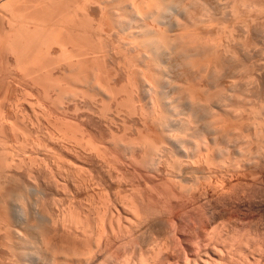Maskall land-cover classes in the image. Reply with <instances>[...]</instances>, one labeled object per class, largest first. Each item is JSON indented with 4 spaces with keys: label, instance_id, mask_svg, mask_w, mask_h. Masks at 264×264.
<instances>
[{
    "label": "bare ground",
    "instance_id": "bare-ground-1",
    "mask_svg": "<svg viewBox=\"0 0 264 264\" xmlns=\"http://www.w3.org/2000/svg\"><path fill=\"white\" fill-rule=\"evenodd\" d=\"M38 1L41 2V4H43L42 2L49 3L50 0H38ZM52 1H55L54 4L56 2L58 3V0H51L50 3H52ZM62 1L64 2L66 0H61V2L59 0L60 5H61ZM73 1L74 0H72V2ZM85 1H86V5H88L89 3H92L90 5H93L92 7H94V8H97L96 5H98L99 15L103 14V17H101V18L104 19V16H105L106 17L105 21H106V19H108V22L106 25H109L108 27L110 28V31H107L106 35L109 37V35L112 34L113 36L115 35V37H116V38L113 37L115 39L114 40V39H112V36H111V39L114 40V43L116 41L115 45L113 42H112V44L110 43L111 47H109V45H107L108 42L106 43V42H103V40H101L103 42L102 44L106 45V46H102V44L99 43L100 39L97 38L96 40H97V43H99V47H97V49L91 48L92 58L90 57L91 54H89L90 56H87L88 50L86 51L87 53L85 52V56H87L88 59H89V57L92 59L91 60L92 69L95 67L94 68V71H95L96 68L99 67V66H97L98 64L99 65L104 64L106 62V60H110L111 57H109V56L113 53V54H115L114 57L117 56V54H121L123 56L122 57L120 55L124 59L123 61L121 60L122 58L120 56H118L122 62V63L118 62L119 63L118 67L120 68L119 65H123V67H125V68H122V70H124V69L127 70L126 71L127 72V78H125V80L126 79L127 80L125 81V80H123L124 78L123 79L121 78V74L124 73L125 70L123 72L121 70V68L119 69L122 73L120 74V77L119 76H117V77L122 79L121 82H119L120 79L114 77V75L113 76L110 75L111 77L108 76L110 73L107 74L108 70L106 68L105 69L107 71L104 74H106L107 76L102 74L103 71L101 73H100V71L94 72L92 75V78H89L90 80H88V81H86L88 77L85 76L86 80L85 79H83V80L88 82V84H85V85H87V86L92 85L91 86L92 87V90H91V92H92L91 93L92 94V98H91L92 103L94 102L96 105L99 104L98 105L99 107L97 106L99 109H101L100 107H102L105 103H107V104H105V106L102 107V108H104L103 110H105V111L99 110L96 106L95 107L92 106V108H96L97 110H99V112H97V113H99V115H101L100 114L101 112H103V115H104L107 112L106 111L107 108L108 109L110 107L113 108L112 107V105H113V106H115V109L113 110L114 112L110 108L111 111L108 110L109 111V113L107 112L108 114L113 112V114L112 113L111 114L114 115V113L116 112L118 114V116L122 117V115H123L124 117H122V118H126L127 116L133 118L134 116H136V120H138L137 122L134 121V118L133 119L131 118L134 122L132 120L129 121L130 120L129 118H127V120L129 123L133 122L134 124L135 123L137 124L139 122V124H137V126L139 128L138 127L135 128L136 125L134 126V128L138 129V130L135 131L134 129H132L135 132H137L139 137L137 140L135 138H133V135L135 134V132H134L133 135L131 134L132 136L130 135L134 140H132V141L130 140L131 142L128 143L127 141L131 137L127 138L126 137L127 133L125 134V136L123 133L122 134L123 137L127 138L126 139L127 141L126 140H124V141H126L128 143V144L125 143V145H127V147L124 146V147H126L124 149V147L122 146L123 145L122 139H124V138H122L121 139L122 141H121V140H119V136H118V140L121 141L119 144L121 146L120 149L124 151L123 153H121L122 151L120 150L121 152H119V153H121V155H123V156L125 155V152L127 154H129L128 159H130V160L128 162L133 161L132 163L134 164L135 168H138V170L137 169L135 170L136 172H138V176H140V178H138V179L141 180L142 172L144 174L146 172L145 176H147V174L149 176H151V178L149 176L146 177V178H149L150 183L155 178L158 181L159 180L158 177L159 178L162 177L161 180H163V182L159 180V183L162 182L160 184H162L163 188H164L165 184H166L165 188H166V186H170V188H173V189H171V191L172 190L173 191L171 193V191H169L170 190L169 187H167L168 188L167 191L164 190L163 188L162 189L164 191L163 190L161 191V189H160L162 194L167 192V195H168V196H166V193L164 194V197H166L168 200V202L162 200L164 203L166 202L165 205L163 204L164 206L161 205L162 202L159 203L157 201L158 205L160 204V207L163 206L161 208L159 206H156L157 203H150L151 201H154V199H152L150 201L148 196H147V198H148L147 199L145 197L146 195H143V192L141 193L142 195L139 194L140 196L136 195L137 193L133 194V191H132V194H131V192H129L130 196L131 195H135V196H132L133 199L131 197H129V198H126L125 200H122V201H121V199H123V198H121L120 201L123 202L122 204H120V202L115 203L114 201H112L111 204L113 202L116 204V206L119 204V206H117L118 208H113L114 204L113 205H111V204L105 205V202H103L104 206H107V207L102 206V207H104L103 210L105 208L107 210L105 209V212L104 213L102 212L103 213L102 217H104V214L107 211L108 214L106 215L107 216L106 219H108V225H107L108 229L106 227L103 228L100 224V226L103 229L98 227V229L100 231L98 232L96 230V233H95L93 230L92 224H91L92 221H90V219L92 218L90 216L91 212L86 213L87 211L85 210L86 211L85 213L87 214V216H85V214H84L85 218L83 219V218H80L83 215L78 216V214H77L76 218L73 217V214H71L69 212L70 210H67V211L64 210L65 207L63 210L66 212H63V210L61 208V213H60V210H58V208H57L59 206L54 207L57 209H53L52 206L55 203V202H53V200H58L55 198L56 195L54 196V194H55V192H57V190H58L57 188L63 186V184L59 183L60 181L59 182L56 181L57 184L59 183L61 185L59 187L57 186L55 181H54V183L56 185H54L49 180H48L49 182L47 181L49 185L47 183H44V184H46L45 186L47 187V185H48V188L50 187L51 190H53V188H52L53 186L57 187V188L54 187V189H55L54 194L52 193L53 191H50L52 193L51 194V193H49L47 188L44 190L43 189L44 185H42V183H40L39 180H37V182H39L41 184L40 187L43 186V188L42 187L41 188L44 191H46V190L48 191L47 195H46L45 194L46 192L44 193L43 190L41 189L42 192L44 193L43 194L44 197L42 195V196H40V198L42 197L44 200H46L45 202H47V199H48L49 200L48 204L51 205L50 208H52V210L49 207H47L48 205L45 202L43 204L47 205V206L44 207V205H42V202L39 200H38V202L41 203V207H40L41 209H38V208L37 209H38V211H41L43 209L41 212H43L45 214L47 213L46 214L47 218H46L45 214H44V216H45L44 218L48 222H46V223L43 222V224L44 225L49 224V225L44 227L42 222H39L40 220L42 221L44 219V218L39 219L40 217L39 218L37 217L39 213H40L41 217H43V214H41V212L38 213V211H36L37 216H34L35 219L38 218V221H36L33 219L34 217H32V215H34L35 212L31 211L30 215H31V213H33V214L29 218H31L32 220H30L27 217L28 218L27 221L30 220V222H31L27 226V228L28 227L29 228L26 229L25 227L22 226L24 228V229H22L21 225L18 223L19 222L18 220H20V219L18 217H16L19 213V210H17L18 211V213H17V211L14 209V208H16L15 205L18 203L15 204L14 200L17 197H19L17 199H20L25 194H27L26 193L27 191L25 188L26 185H23L24 184L23 180H25L26 178L28 180V177L26 175H29L30 172L28 171L29 173L24 175V176L19 174L21 176V178H23V180L21 179L22 181L16 182V181H19L20 179L16 178L17 180L15 181V178H13V175L15 176V173L12 175V177H11V175L9 176L8 174H6L8 171H10L9 170L10 168L12 169L11 166H10V168H8V166H7L8 170L4 169V171L7 170V171H5L6 173L2 172L3 169H1L2 171L1 170L0 171H1V173L8 175L10 177V179H8V176L5 177V175H2V174L1 175L3 177H1V178H3V179L5 178L6 180L5 179L4 180L7 183L8 182L10 183L14 179L13 180L14 183H13V181L11 182L12 185L17 183V184H20L19 185L20 187L17 184L14 185L16 187H15V189H13L14 190L13 191L11 189L14 188V186L9 185V187L7 186L8 191L6 192V194H4L5 188H4V186H2L4 188L2 190L1 185H5L6 183L1 182V184H0V189L2 190V191L0 190V195H2V193L4 195V196L2 195L0 197L3 200V201H0L2 203V206L0 203V206H1L0 211H1V208L3 210V211H1L2 213L1 212L0 213H1V216H4V217L0 216L1 217L0 218V247L2 248V252H0V253H2L3 256L1 254L0 255L4 258L3 260L5 262L3 260H1L2 258L0 260L2 262H4L5 264H107V263H109V260L112 257V255L114 256V254H112L113 252H112V249H110V247H112V246L114 247V245L116 243L114 240L115 239L117 240V238H121V239L126 240L127 242L124 241L126 243H129L132 241H137V243H138L139 241H142L140 239L145 240L144 237H146L148 234H150V235L151 234L152 235L153 234H156V235L164 234L165 232L168 231V229H170L169 227L168 228L166 227L167 225H171L173 227L172 228L173 232L177 236L176 233H178V234L181 233V232H179V228L183 227V226H181V224L186 223L185 221L190 222L189 224L192 223L194 225L195 224L198 225L199 227L197 226V228H206V225L210 227V224L214 225L215 222H219L220 220L222 221L221 218L225 217L227 214L235 216V214L237 212L240 213L241 209H245V210L249 211L250 209L253 210L254 208H256V209L261 208V207H262V209L264 208V196H263V198H259L258 195H256V197L253 198V196L250 195L252 197H248V199L247 198L245 199L243 197V195H244V193H246L245 191H247L248 187L249 188L252 187V188H250L251 190H253L255 188L254 189L255 191L257 189H258V191H264V90H263L264 87L263 86L261 87L262 93L260 92L261 94L259 96H257L259 94V92L255 93L257 91H260L259 88L261 86V84H260V86H257V85H259V83L257 85H255L257 83L256 82L257 78L259 80L258 82L264 84V82H263L264 79L262 78L264 74L261 73V72H264V49H263L264 46H262V48H261V45H263L264 43L260 45L259 43L256 42L258 37L255 38L256 41L252 38L253 35L258 34V31L256 33L257 29H259V28L264 29V0H85ZM85 1L83 2V4L85 3ZM69 2H70V0H69ZM86 5H85V8H86ZM89 7H91V6H89ZM47 8L42 9L45 11V13H44V11L42 12V14L44 15L43 17H45L44 19L47 18L48 12H51V11H49V9H51V8H49L48 10H47ZM36 9H37V7H36ZM97 9H95V11ZM82 11H83V9H82ZM37 12H38V10H37ZM88 12H89V10H88ZM92 12H94V11H92ZM28 13H31V12H28ZM51 13H53V12H51ZM57 13H53V14H57ZM95 13L97 14V11ZM17 14H18V12H17ZM60 14L62 15V13H60ZM35 15H36V12H35ZM35 15H33L32 17L34 19L35 18L39 19L40 16L36 17ZM64 15H65V13H64ZM64 15H63V18H64ZM32 17H30V18H32ZM43 17H41V19ZM37 19H35V20H37ZM80 19H82V18H80ZM87 19H89V18H87ZM102 19H100V20H102ZM28 20H30V19H28ZM33 20L31 19L30 22L32 21L35 25V22ZM39 20H37V21L39 22ZM21 21H23V20H21ZM94 21H96V20H94ZM30 22L27 21V23H30ZM41 22H42V20H41ZM41 22L36 23V24L40 25ZM101 22L99 23V25L102 24ZM23 23H24V21H23ZM42 24H45V22ZM88 24H89V22H88ZM97 24H98V21H97ZM97 24H95V25H97ZM103 24H104V22H103ZM103 24L100 26L98 25V27L95 26L96 30L93 28L92 33H94L95 37H99V36H96L97 33H100V32H98L99 30L103 33L104 29H102L103 31L101 30V28H103L102 27ZM11 25H12V23H11ZM23 25H21V26H23ZM85 25L86 24H84V26ZM30 26H31V24H30ZM13 27H15V26H13ZM79 27H81V26H79ZM89 27H87L88 30H91ZM99 27H100V29H99ZM23 28H24V26H23ZM27 28H29V26ZM36 28L38 29V27H36ZM84 28H86V27H84ZM91 28H92V25H91ZM97 28L99 30H97ZM20 30H22V29H20ZM45 30H46V28H45ZM15 31H19V30L15 29ZM28 31H27V33H29L30 36H32V34H34V32H35V35H37L36 33L38 30L37 31L32 30V32H33V33L31 32L32 34L30 33L31 30L29 32ZM70 31H72V30H70ZM94 31H96L97 33ZM111 31L114 34L111 33ZM20 32H22V31H20ZM109 32L111 34H109ZM259 32H261V31H259ZM41 33H42V31H41ZM54 33H57V32H54ZM71 33L69 34L70 37L67 34V36L65 37L66 39L63 38L64 40H67L68 39L67 37L72 38L70 40L69 39L67 40L68 43L71 45H73L74 43L76 45V42L73 43L70 41H73V40L76 41L77 39H80L81 37L85 38V36L82 35L84 32L81 34V37L79 36L80 33L77 35L72 34L73 37H71ZM24 34L26 36L25 32H24ZM38 34H40V33H38ZM103 34H105V33H103ZM14 35H16V33H14ZM99 35H101V34H99ZM19 36H20V34H19ZM21 36H23V35H21ZM42 36L40 37V35H39L37 39H39V37L41 39ZM78 36L80 38H77ZM104 36H102V37H104ZM107 36H106V38H107ZM32 37H35V36H32ZM102 37L100 36L101 39H102ZM14 38H16V37H14ZM14 38H12V39H14ZM27 38H31V37H27ZM92 38H93V36H92ZM45 39H46V37H45ZM109 39H110V37H109ZM14 40H16V39H14ZM35 40H36V37H35ZM35 40H33L32 44L34 43ZM86 40H84V41H86ZM92 40H94V39H92ZM104 40H106V39H104ZM45 41H50V39L49 40L46 39ZM67 41L59 42V40H58L56 43L62 46V43H63V45H65L64 43H66ZM24 42H26V41H24ZM28 42H29V39H28ZM28 42L25 43V46L28 45V48H29L30 44H28ZM35 42L37 43V41H35ZM40 42H44V41H40ZM40 42H38V45L41 44ZM77 42H78V40H77ZM86 42H88V41H86ZM92 42H94V43H92V45H95V44L97 45V43H95V41H92ZM260 42H261V40H260ZM12 43H14V42H12ZM21 43H22V41H21ZM15 44H16V42H15ZM18 45H19V42H18ZM22 45L23 44H21V48H22ZM66 45H67V43H66ZM66 45L64 47L68 46V45L67 46ZM48 46L50 47V45H48ZM107 46L109 47V49L113 48L112 52L108 49ZM32 47H33V45H32ZM64 47H63V49H64ZM19 48H20V46H19ZM29 49H31V48H29ZM60 49H62V48H60ZM79 49H80V47H79ZM82 49H81V51H82ZM255 51L260 52V56H262V58H260L261 59L260 60L261 66L258 65V63H255L256 60H255V62L254 61L251 62V64L254 62L252 65H250L247 62V60H245V61L243 60L244 66H247L248 64L249 65L246 68L244 66L240 67L241 66L240 64L242 63V59H246V58H243L245 56V53H248L246 55L250 56V54H249L250 52L253 55L258 53ZM42 53H43V51H42ZM68 53H69V51H68ZM89 53H90V50H89ZM242 53L244 54V56L243 57L241 56L242 58L240 61L239 59H240V55ZM61 54H63V53H61ZM64 54H65V52H64ZM69 54H71V53H69ZM260 56L258 54L257 57H260ZM50 57H52V56H50ZM251 57L252 56H250V58ZM43 58H44V56H43ZM60 59L62 61V58H60ZM85 59H86V57H85ZM253 59H257V58L253 57L252 60ZM117 60H118V58H117ZM120 60H118V61H120ZM237 60L241 63L239 64V62ZM236 61L238 62V64L240 66L238 65L239 66V67L237 66L238 68L234 66L235 68H233L232 64L237 65V63L235 64ZM79 62H78V64H79ZM112 62H114V61H112ZM245 62L247 65L245 64ZM258 62H259V60H258ZM82 63H84V62H82ZM94 63H96L97 65ZM42 65H44V64H42ZM93 65H96V66H93ZM108 65H110V64H108ZM175 65L177 67V72L175 71L176 74H174L175 75L174 76L172 74L171 68L173 67L172 69L174 72V70H175L174 66ZM228 65H231V66L229 67ZM253 65L255 68L252 67ZM178 66H179V68H178ZM180 66L183 68H180ZM258 66L260 67L261 70L255 71L256 69L259 70ZM74 67H76V66H74ZM227 67H229L230 70L227 69L228 70L227 74H226V72L224 74V72H222V71L224 69H225V71H227L226 70ZM107 68H111V67L107 66ZM114 68H117V67H114ZM247 68H249V70ZM250 68L251 69L253 68L252 69L253 74H256L257 72L261 73L262 77H261V74L257 73V74H259L261 79L258 77L257 74L255 75V76H257V78H253L254 75H252L250 73L251 72ZM84 69H85V67L83 68V70ZM113 69H112V71H114ZM178 69L181 71V73H178ZM244 70H246L245 74L243 72ZM88 71L90 72V70H88ZM109 71H111V69H109ZM120 71L117 70L118 74ZM126 72L124 73L123 77H126L125 76ZM242 72L244 75L243 74L241 75ZM247 72H249V73H247ZM254 72H256V73H254ZM81 76L82 75H80V77ZM72 77H74V76H72ZM109 77H110V81H108V79H107ZM111 78H113V79L116 78V82L118 79V82H117L118 86L122 83V81H125V82H123L121 84V86L118 88V87H116L117 85L114 82L115 79H114V81H111L112 80ZM220 79H221V81H219ZM91 80H92V82H91ZM216 80H218V81H216ZM32 81H34V80H32ZM89 81H90V83H92L91 85H90ZM110 82L112 85L114 82L113 87L111 86ZM56 84H58V83H55V85ZM89 86H88V88L90 89ZM37 87H38V84H37ZM54 88H56V87H54ZM253 88H255L256 90ZM74 89H76V88H74ZM79 89H82V88H79ZM250 89L253 91H251ZM60 92H61V89H60ZM60 92H59V95H60ZM80 92L81 91H79V93ZM87 92H90V91L88 90ZM253 92L255 94H253ZM79 93H77V94L76 93H70L68 95H71V97L76 96V97H73V99H75V98L77 99L78 98L77 96H79L78 95ZM86 97H88V96H86ZM61 98H60V100H61ZM88 98H90V96ZM98 98H100V99L97 101ZM73 101H75V100H73ZM78 101H77V103H78ZM99 101H100V103H99ZM96 102H98V104ZM101 103H103V104H101ZM136 103H138V105ZM94 110H92V111L94 112ZM77 111H78V109H77ZM96 111L94 113H96ZM64 112H65V110H64ZM72 112H73V110H72ZM200 112H201V114H200ZM203 112H205L206 115L205 114L202 115ZM107 113H106V115H107ZM116 113H115V115H116ZM199 114H200V116H199ZM93 115H95V114H92V116ZM99 115L97 117H99ZM106 115H104V118H102L103 120L102 119L100 120V118H95V116H94L95 119H99L100 123H98V120L96 121V120H94L93 117L92 118H93V121H95V124L98 123L100 125V124L105 123L103 127H106V123H108L110 121L109 122L110 124L113 123V124H111V126L109 125L110 128L115 124L114 123L115 121H116V123H118L119 121L121 122V120H119V118H121V117L117 118V116L116 117L114 116V118H117L118 120L115 119L114 122H112L113 118L111 121L107 117H113V116H110V115L106 116ZM201 115L204 118V119L203 118L202 119L205 121H202V119H200ZM205 116H206V119H205ZM104 119H106L105 122H104ZM123 120H126V119H122V121ZM127 120L125 121V123H122V122L118 123L120 125L116 124L119 127L114 125L117 128V130L115 127H114L115 129H113V130L121 132L120 130H118L119 128H121V129H123V132H124L125 130H129L130 128H132V126L127 124ZM62 121H63V119H62ZM101 121H103L104 123H102ZM106 121H108V122H106ZM201 122L204 123L203 126H202ZM68 123H69V121H68ZM89 123H90V121H89ZM123 124L124 125L127 124L125 130H124L125 127ZM109 126H107L108 129L106 131H109V129H110ZM120 126H122V127H120ZM66 127H70V126H66ZM101 127L99 126L97 128H101ZM53 128H54V126H53ZM56 129H57V127H56ZM80 130H81V128H80ZM101 130L103 131V129H101ZM113 130H111L110 133L113 132ZM75 132H76V130H75ZM104 132L105 131H103V133ZM105 133H108V132H105ZM113 133H114V135L110 134V135H113L110 137H114L116 135L115 131ZM79 134H81V133H79ZM128 134H130L129 131H128ZM29 135H31V134H29ZM108 137H109V135H108ZM76 138H77V136H76ZM76 138H75V141H76ZM103 138L105 139V137H103ZM110 139H112V138H110ZM110 139H108V140L110 141ZM110 142L112 144H116L113 147H115V146L117 147L118 141L112 142V140H111ZM42 147H43V145H42ZM11 148H13V147H11ZM31 149H33V148L31 147ZM66 150H65V152H66ZM117 150H119V147H118V149H116V151ZM75 153H76V150H75ZM77 153H78V151H77ZM99 153H101V152H99ZM126 155H125V157H126ZM1 156H3V155H1ZM59 157L61 158V156H59ZM1 158L4 159L3 157H1ZM67 159H69V158H67ZM19 160H21V159H19ZM124 160L127 161V158L123 159V161ZM6 162H8V161H6ZM46 162L48 163V161H46ZM65 162H67V161H65ZM25 163H27V161ZM32 163H33V160H32ZM4 164L5 163H3L2 168L4 167ZM60 164H58V166ZM31 166H33V165H31ZM60 166H62V164ZM65 166H67V165L65 164ZM128 166H130V164ZM132 166H130V167H132ZM63 167H60V168L63 169ZM54 168H56V167H54ZM21 169H22V167H21ZM131 169H133V168H131ZM18 171H20V170H18ZM70 172H71V169H70ZM66 173H69V172H66ZM112 173H114V172H112ZM9 174H11V173H9ZM17 174L18 173H16V175ZM144 174L142 175V177L144 176ZM132 175H131V177L134 178ZM52 176H53V174H52ZM76 176H78V175H76ZM152 176H156V177L154 178ZM34 177L35 176H33L32 178H34ZM11 178H13V179H11ZM51 178H49V179H51ZM77 178L78 177H76V179ZM143 178H145V177H143ZM7 179H8V181H7ZM43 179H41V180H43ZM4 180H2V181H4ZM46 180H47V178H46ZM53 180H54V178H53ZM56 180H58V178ZM31 181L28 180L29 184H27L26 183L27 181H25L27 186L30 185ZM71 181H73V180H71ZM116 181H117V179H116ZM21 182H22V184H21ZM119 182H121V181H118L116 183H119ZM50 183L53 184V186L52 185L50 186ZM145 183H147V182H145ZM66 184H68V183H66ZM128 184H131V182ZM21 185L23 187H21ZM35 185H36V183H35ZM75 185H79V184H75ZM124 185H125V183H124ZM127 185H125V186H127ZM133 185L136 186V188H137V184L135 185V183H134ZM30 186H32V185H30ZM30 186H29V188L27 187V189L30 190L29 192L31 194H32V192L34 194V191H31V188H34V186L31 188H30ZM35 187L37 188V191H39V188L37 187V185ZM73 187H74V185H73ZM78 187L80 188V186H77V188ZM81 187H82V185H81ZM88 187H89V185H88ZM155 187H156V185H155ZM159 187H160V185H159ZM9 188H10V190H9ZM90 188H92V187H90ZM136 188L132 187V189L130 188V190H133ZM153 188H152V190L154 192ZM61 189L63 190L64 188H61ZM33 190H35V189H33ZM41 190H40V193H41ZM108 190H109V188H108ZM128 190H129V188H128ZM128 190H126V191H128ZM68 191H67V193H68ZM87 191H88V188H87ZM124 191L125 190H123V192ZM60 192H59V194H60ZM134 192H135V190H134ZM139 192H140V190H139ZM169 192H170V194H169ZM40 193H38V194L41 195ZM155 193H156V191H155ZM174 193L175 194L177 193L176 196ZM241 193L243 194L242 197H240ZM49 194H50V196H49ZM162 194L160 196H158L159 199L163 196ZM254 194H256V193H254ZM262 194H261V196H262ZM72 195H74V194L71 193V196ZM37 196L35 197V199L38 198ZM53 196H54V198H52ZM137 196H139L140 199H137V198H139ZM150 196H151V193H150ZM4 197H5V199H4ZM13 197L15 199L13 200L14 201L13 205H11V202H13V201L12 200L9 201V200H10V198H13ZM31 197H32V195H31ZM31 197H30V199H31ZM50 197L53 200L49 199ZM76 197H79V196H76ZM76 197L73 199L75 200ZM125 197L126 196L124 194V198ZM135 197H137L136 200H134ZM143 197H144V199H143ZM151 197H150V199H151ZM164 197H162V198H164ZM25 198L28 199L27 197H25ZM145 198L150 201V202L149 201L146 202L147 201L146 200L145 202L150 203V204H146L145 202L141 203V201H144ZM250 198H253V199H250ZM255 198H259V199H255ZM6 199L8 202H10L9 204L6 201ZM173 199H175V200H173ZM20 200L26 201L24 199H20ZM108 200H110V199H108ZM139 200H141V201L139 202ZM31 201H33V200H31ZM35 201L36 200H34V203H35ZM105 201H106V199H105ZM27 202H28V200H27ZM59 202L60 201H58V203ZM94 202H95V200H94ZM107 202H109V201H107ZM21 203H23V202L21 201ZM40 203H38L37 207H39ZM143 203H145L146 205ZM28 204H29V206L30 205L32 206L33 203L30 204V201H29ZM56 204L54 206H56ZM24 205L28 206L26 203ZM18 206H21V205H18ZM29 206H28V208H29ZM42 207H44V208H42ZM114 207H115V205H114ZM21 208H22V206H21ZM30 208H32V207H30ZM34 208H36V207H34ZM23 209H24V207H23ZM44 209L46 212L44 211ZM23 211H25V210H23ZM79 211H81V210L79 209ZM79 211H78V213H79ZM26 212H28V210ZM54 212H57L58 214L54 213ZM67 212H69L70 214ZM226 212H227V214L225 215ZM75 213H77V211ZM115 213H116V215H115ZM160 214L165 216V217L162 218ZM27 215L28 214L26 213V216ZM19 217H20V213H19ZM23 217H24V215H23ZM16 218H18V220ZM77 218H80V220ZM21 219H23V218H21ZM81 219L83 220V222L81 221ZM33 220L35 222H32ZM22 222H24V221H22ZM17 223L19 225H17ZM32 223H34V224H32ZM25 224H26V219H25ZM25 224H23V225L25 226ZM189 224H188V226H189ZM29 225H32V226H29ZM18 226H20V227H18ZM165 228H167V231L165 230ZM92 230H93V232H92ZM234 231H235V229H234ZM234 231H227L226 233L224 232L223 233L224 235L219 236V238L217 237L219 234L217 236H214V237H217L219 239L218 241L221 240V242H223L222 243L223 245H221L220 242H217V243L214 242L215 243L214 246H213V244L211 245L212 247L210 245H208L210 247L205 246V248H203V249L196 248V247L194 248V247H192V245H191V247H186L185 245H184L185 247L182 246L179 249L183 253V256H184V258H183L184 260L183 261L181 260L182 261L181 263L182 264H260L261 259L262 260L264 259V256H263L264 254L259 255V254H261L260 250H259L260 253L258 254L259 257H257V258L256 257L254 258L255 255L251 257L252 254H249L250 252L253 253V251L249 250V249H251L250 247L253 248V246H255V247L259 246V242L261 240V237L259 235L258 236L260 238H258V236H256V238H254L255 237L254 232L252 234H250L251 232H249V233L247 232L246 234L244 233L245 235L244 234L241 235L242 236L241 242H243L242 245L245 244V247L241 245L242 248L243 247L245 248V251L243 249V251L241 250V253L245 252V254L246 253L247 254L246 255L244 254L245 256H243V254L242 255L238 254L239 258L238 259L236 258L237 260L232 259V257H230L231 254L228 251L229 248H230V251L233 250V249H231V247L234 246V243L236 241H237V243H241L240 241L238 242V238H237V237L240 238L239 234H241V233L238 230L235 231L237 233H235ZM168 232L170 233V231H168ZM238 232H239V234H238ZM93 234H97L96 237H94L95 235H93ZM237 234H238V236H237ZM257 234H259V233H257ZM92 235L94 238H92ZM150 237H147V238H150ZM156 237H158V236H156ZM167 238H168V236H167ZM156 239H158V241H159V237ZM176 239H177L179 246H180L182 243L180 238L177 236V237H175V240ZM256 240H258V242ZM201 242H202V240H201ZM163 243H162L163 244L162 246L160 245L161 246L160 248H157L158 249L157 252H154L153 255L152 254L146 255L145 253H143V250L141 249L140 251H142V252L139 251L140 253L137 257L134 255L135 260L132 259L133 260L132 262L129 260L128 261L125 260L124 264H173V262L171 260L172 254H173L172 253L173 248H171L172 246L170 243H167V242H163ZM237 243H235V244H237ZM138 245H140V242L138 243ZM142 245H143V243H142ZM142 245H140V247ZM132 246H135V245L132 244ZM136 246H137V244H136ZM125 247H129V246H125ZM131 247H129V248H131ZM1 248H0V251H1ZM141 248H144V247H141ZM257 248H260V246ZM253 249H255V248H253ZM255 250H257V249H255ZM154 251H156V250H154ZM262 251L264 252V250H262ZM127 252H130V251H127ZM135 252H136V250H135ZM151 252H152V250H151ZM160 252H162V255H163V252L166 254V257L165 256H164L165 258L163 257L165 260L164 259L161 260L162 262L159 261V258L161 257V255H160V257H158V254ZM182 253H181V255H182ZM224 253H226V255ZM126 258L128 259L130 257H126ZM251 260H253V261H251ZM1 261H0V264H1ZM121 262H124V260ZM174 262H176V261H174ZM4 263H2V264H4ZM119 263L120 262L118 260V264ZM109 264H111V261Z\"/></svg>",
    "mask_w": 264,
    "mask_h": 264
},
{
    "label": "rangeland",
    "instance_id": "rangeland-1",
    "mask_svg": "<svg viewBox=\"0 0 264 264\" xmlns=\"http://www.w3.org/2000/svg\"><path fill=\"white\" fill-rule=\"evenodd\" d=\"M85 0H74L73 2H72V0H70V2H69V0H66V1H62V3H61V5H60V3H59V0H58V3L56 2L55 4H54V2L55 1H52V3H50L51 2V0L49 1V3H45V2H42L43 4H41V2H39L38 0H0V170L1 169H3V171L2 172H4V173H6L5 171H7L8 170V168H10V166L12 167V169L10 168L9 170L10 171H8L9 173H11V174H9L8 172L6 173V174H8L9 176L11 175V177H12V175L15 173V176L13 175V178H15V181L17 180L16 178H18V179H20L19 181H16V182H20V181H22L23 180V178H21V176L20 175H26V174H28L29 172V175L31 176H29V175H26L27 177H28V180H32L31 182H30V185H32V186H30V188L31 187H33L34 186V188H31V191H34V194H33V192H32V194L29 192L30 190L29 189H27V187L29 188V186H27V184H29L28 183V180H27V178L25 179V180H23V185H26L25 186V188H26V193L28 194H25L23 197H21L20 199H24V200H26V201H23V200H20V199H17V198H19V197H17L16 199L13 197V198H10V200L9 201H13L14 199V201H15V204L16 203H18V204H16L15 206H16V208H14L16 211L17 210H19V213H20V217H19V213H18V211H17V213H18V215L16 216V217H18L20 220H18V218H16L15 220L21 225V228L22 229H24L23 227H25L26 229H28L27 228V226H28V224L29 223H31L30 222V220H32L31 218H29L33 213H31V215H30V212L31 211H34L35 213H34V215H32V217H34V216H37V212L36 211H38V209H41L40 207H41V203L40 202H38V200L39 201H41L42 202V205H44L43 203L46 201V200H44L42 197V199L44 200H42L41 198H40V196H42L45 192V194L47 195V192L49 191V193H51L50 191H53L52 193L54 194V187H56V186H53V184L54 185H56L57 184V182L56 181H60L59 183L60 184H63V186H61L59 183L57 184V186L59 187V186H61V187H59V188H57L56 190H57V192H55V194H54V196L56 195V199H58V200H53L52 198H54V196L51 198H49V199H51V200H53V202H55L54 203V205L56 204V206H52L53 207V209H57L58 208V210H60V213H61V208H62V210L64 209V207H65V209L64 210H70L69 212L71 213V214H73V217H75L76 218V215L78 214V216L80 215V216H84V214H85V216H87V214L86 213H89V212H91V217L94 219H90V221H92V227H93V230H94V232L96 233V230L99 232L100 230L98 229V227L99 228H107V225H108V219H106L107 218V214H108V212L106 211V213L104 214V217H102L103 216V213L105 212V209L103 210V208L104 207H107V206H104V203L103 202H105V205H110L111 204V202L112 201H114L115 203L116 202H120V204H122L123 202H121L122 200H125L126 198H129V197H131L132 198V196H135V195H131L130 196V194H129V192H131V194H132V191H133V194H136V195H139V194H141L142 192H143V195H146L145 197L147 198V196L149 197V200L151 201L152 199H154V201H149V200H147L146 198H145V200L144 201H141V200H139V202L141 201V203L142 202H145L146 200V202H150V203H157L156 204V206H159L160 207V204L158 205V202L159 203H161V205H165V203L166 202H168V200H167V198L166 197H164V194L166 193V196H168L167 195V192H165L164 194H162V190L164 189V190H168V188L167 187H169L170 188V186H166V188H165V185H164V188H163V186H162V184H160V183H162L163 182V180H161V178L162 177H158V179L160 180V181H162V182H160L159 183V180L157 181L156 180V176H152V177H154L153 179L155 180H153L151 183H150V180H149V178H146L147 176H149L148 174H147V176H145L146 175V172H145V174L142 172V174H141V180L140 179H138V178H140V176H138V172H136L135 170L137 169L138 170V168H135V166H134V164L130 161V162H128L130 159H128L129 158V154H127L126 152H125V155H126V157H125V155L123 156V155H121V153H123L124 151L123 150H121L120 148H121V146L119 145L120 144V142L122 141V143H123V147L124 146H126L127 147V145H125V143L126 144H128V143H130L132 140H134L133 138H135L136 140L138 139V134H137V132H135V131H137L138 129H135V128H137L138 126H137V124H139V122L136 124H134L133 122L135 121V122H137L138 120H136V116H134L133 118H134V121L132 120L133 118L132 117H126V118H122V117H124L123 115H122V117L121 116H118V114L116 113V115H115V113H114V115H112L113 114V110L115 109V106H113L112 105V107L113 108H111L112 109V111L113 112H111L110 114H108L109 113V111H111V109L109 108H107V115H110V116H113V117H107V118H109V120H111L112 121V118H113V121L112 122H114V120L115 119H117V118H119V117H121V118H119V120H121V122L122 123H125V121L127 120V118H129L130 120L129 121H133L132 123H129L128 122V120H127V124H129L130 126H132V128H128L129 130H125L126 129V125H124V132H123V129H121V128H119L118 130H120L121 132H118V131H116L117 130V128L115 127V126H117V127H119L118 125H120V124H118V123H121L120 121L118 122V123H116V121L114 122L115 124V126L113 125L111 128H110V126H111V124H113V123H109L108 121H106V122H108V123H106V127L107 126H109V131H106L107 129H108V127L106 128V127H103L104 126V122H105V120L107 119L106 117V119H104V122L103 121H101L102 123H104V124H98V123H100V121H99V119H95V118H100V120L102 119V118H104V115H106V113L103 115V112H101L104 108H102L103 106H105V104H107V103H105L102 107H100L101 109H99L98 107V102H96L98 105H96L94 102V104L92 103V92H91V90H92V83H90V81H89V83H90V85L91 86H89L90 87V89L88 88V86L87 85H85V84H88V82H86V81H88V80H90L89 78H92V75H93V73L94 72H97V71H100V73L103 71V73L102 74H104V73H106V71L108 72L107 74H109L108 76H113L114 75V77H116V78H119L120 77V74L122 73L119 69L121 68V70H122V68H125V67H123V65H119L120 66V68L118 67V62H121V60L123 61L124 59L122 58L123 56L121 55V54H117V56H115L114 57V55L115 54H111L109 57H111V61L110 60H106V62L104 63V64H96V63H94V64H96L97 66H99L98 68H96V70L94 71V68L92 69V63H91V58H92V50H91V48H96L97 49V47H99V43H103V42H108L107 43V45H109V47H111L110 45L112 44V42L114 43V38H116L115 37V35L113 36L111 33H113L112 31H111V33L109 32V34H111V35H109V37H110V39H109V37L106 35L107 33V31H110V28L108 27L109 25H106L107 24V22H108V19H106V21H105V16H104V19H102L101 17H103V14L101 15H99V13H98V10H99V8H98V5H96L97 6V8H94V7H92L93 5H90V4H92V3H87L88 5H86V1H85V3L83 4V2H84ZM60 2H61V0H60ZM69 5H68V4ZM75 3V4H74ZM58 4V5H57ZM81 4V5H80ZM37 5V6H36ZM43 5V6H42ZM46 5V6H45ZM53 5V6H52ZM57 5V6H56ZM61 7H60V6ZM71 5V6H70ZM78 5V6H77ZM85 5H86V8H85ZM69 6V7H68ZM81 6V7H80ZM84 6V7H83ZM89 6H91V7H89ZM36 7H37V9H36ZM45 7V8H44ZM48 7V8H47ZM54 7V8H53ZM65 7V8H64ZM67 7V8H66ZM33 8V9H32ZM40 8V9H39ZM47 8V10L49 9V8H51V9H49V11H51V12H53V13H57V14H53V13H51V12H48V16H47V18L46 19H44L45 17H43L44 15L42 14V12L44 11V10H42V9H46ZM76 8V9H75ZM36 9V10H35ZM54 9V10H53ZM67 9V10H66ZM80 9V10H79ZM82 9H83V11H82ZM87 9V10H86ZM95 9H97L96 11H97V14L95 13L96 11H95ZM37 10H38V12H37ZM88 10H89V12H88ZM26 11V12H25ZM41 13H40V12ZM76 11V12H75ZM81 11V12H80ZM86 11V12H85ZM92 11H94V12H92ZM17 12H18V14H17ZM28 12H31V13H28ZM35 12H36V15H35ZM72 14H71V13ZM20 13V14H19ZM33 13V14H32ZM39 13V14H38ZM44 13H45V11H44ZM60 13H62V15L60 14ZM64 13H65V15H64ZM83 13V14H82ZM85 13V14H84ZM88 13V14H87ZM90 13V14H89ZM93 13V14H92ZM12 14V15H11ZM22 14V15H21ZM31 14V15H30ZM38 14V15H37ZM71 14V15H70ZM16 15V16H15ZM24 15V16H23ZM33 15H35L36 17H39V19H37V18H35V19H37V20H39V22H41V20H42V22L40 23V25L39 24H36V23H39L37 20H35L32 16ZM57 15V16H56ZM60 15V16H59ZM63 15H64V18H63ZM91 17H89V16ZM94 15V16H93ZM100 17H99V16ZM23 16V17H22ZM54 16V17H53ZM70 16V17H69ZM78 16V17H77ZM82 16V17H81ZM85 16V17H84ZM22 17V18H21ZM30 17H32V18H30ZM41 17H43L42 19H41ZM21 20H23L24 21V23H23V21H21ZM27 18V19H26ZM66 18V19H65ZM80 18H82V19H80ZM86 20H85V19ZM87 18H89V19H87ZM28 19H34L33 21L35 22V25H34V23L31 21L30 22V20H28ZM60 19V20H59ZM98 19V20H97ZM100 19H102V20H100ZM10 20V21H9ZM18 20V21H17ZM47 20V21H46ZM81 20V21H80ZM84 20V21H83ZM94 20H96V21H93ZM20 21V22H19ZM27 21H29L30 23H27ZM49 21V22H48ZM55 21V22H54ZM71 21V22H70ZM86 21V22H85ZM97 21H98V24H97ZM103 24V22H104V24H103V28H101V30L102 29H104V31H103V33H105V34H103L99 29H100V27H99V29L97 28V30H99L98 32H100V33H97L96 31H94V32H96L97 33V35L96 36H99V37H95L94 36V33H92L93 32V28L96 30V27H98V25H99V23L100 22ZM22 22V23H21ZM45 22V24H42V23H44ZM75 24H74V23ZM80 22V23H79ZM88 22H89V24H88ZM106 22V23H105ZM11 23H12V25H11ZM93 23V24H92ZM24 24V25H23ZM29 24V25H28ZM30 24H31V26H30ZM79 24V25H78ZM84 24H86L85 26H84ZM88 24V25H87ZM95 24H97V25H95ZM102 24H100V25H102ZM21 25H23L24 26V28H23V26H21ZM38 25V26H37ZM44 25V26H43ZM49 25V26H48ZM84 27H86V28H84ZM91 25H92V28H91ZM99 25V26H100ZM13 26H15V27H13ZM29 26V28H27ZM34 26V27H33ZM41 26V27H40ZM56 26V27H55ZM72 26V27H71ZM79 26H81V27H79ZM90 26V27H89ZM96 26V27H95ZM20 27V28H19ZM36 27H38V29L36 28ZM40 27V28H39ZM68 27V28H67ZM78 27V28H77ZM87 27H89L91 30H88V28ZM26 28V29H25ZM45 28H46V30H45ZM48 28V29H47ZM53 28V29H52ZM62 28V29H61ZM15 29L16 30H19V31H15ZM20 29H22V30H20ZM37 31V35L39 36L40 35V37L42 36V38L40 39V37H39V39H37L38 38V36L37 35H35V32H34V34H32L33 32H32V30L33 31H35V30ZM60 29V30H59ZM75 29V30H74ZM83 29V30H82ZM86 29V30H85ZM109 29V30H108ZM260 29V28H259ZM257 29L256 30V33H257V31H258V34H255V35H253L252 36V38L256 41V39L255 38H257L258 37V39H257V43H259L260 45L261 44H263L264 43V29ZM26 30V31H25ZM30 31V33L32 34V36H35L36 37V40H35V37H32V36H30V34L29 33H27V31ZM70 30H72V31H70ZM106 30V31H105ZM14 31V32H13ZM20 31H22V32H20ZM26 33V36H25V34H24V32ZM28 31V32H29ZM41 31H42V33H41ZM50 31V32H49ZM52 31V32H51ZM60 31V32H59ZM68 31V32H67ZM79 31V32H78ZM81 31V32H80ZM87 31V32H86ZM259 31H263L262 33L261 32H259ZM54 32H57V33H54ZM71 33V37H73V35H77V34H79V36L81 37V34L83 35V36H85V38L83 39L82 37L80 38L79 36L77 37V38H80V39H77L78 40V42H77V40L76 41H70V42H76V45H75V43L73 44V45H71V44H69L68 43V39L70 40V39H72V38H69L70 37V33ZM14 33H16V35H14ZM20 34V36H19V34ZM38 33H40V34H38ZM45 33V34H44ZM61 33V34H60ZM65 33V34H64ZM261 33V34H260ZM42 34V35H41ZM67 34H68V36L69 37H67L68 39L67 40H64L63 38H65L66 36H67ZM73 34V35H72ZM93 34V35H92ZM99 34H101V35H99ZM103 34V35H102ZM114 34V33H113ZM262 36H260V35ZM263 34V35H262ZM21 35H23V36H21ZM45 35V36H44ZM63 35V36H62ZM65 35V36H64ZM105 35V36H104ZM55 36V37H54ZM91 36V37H90ZM92 36H93V38H92ZM100 36L102 37V36H104V37H102V39L100 38ZM106 36H107V38H106ZM111 36H112V39H114V40H112L111 39ZM255 36V37H254ZM14 37H16V38H14ZM27 37H31V38H27ZM45 37H46V39H50V41H45L46 39H45ZM54 37V38H53ZM88 37V38H87ZM114 37V38H113ZM12 38H14V39H16V40H14V39H12ZM45 40H44V39ZM53 38V39H52ZM76 38V37H75ZM74 38V39H75ZM97 38H99L98 40H99V43H97ZM22 39V40H21ZM27 39V40H26ZM28 39H29V42H28ZM31 39V40H30ZM66 39V38H65ZM87 39V40H86ZM92 39H94V40H92ZM104 39H106V40H104ZM261 40V42H260V40ZM19 40V41H18ZM22 41V43H21V41ZM33 40H35V41H37V43L34 41V43L32 44V42H33ZM39 40V41H38ZM53 40V41H52ZM59 40V42H64V41H67L66 43H67V45H66V43H64L67 47H64L65 45H63V43H62V46L61 45H59V44H57L56 42ZM83 40V41H82ZM84 40H86V41H88V42H86V41H84ZM101 40H103V42L101 41ZM110 40V41H109ZM112 40V41H111ZM245 40V39H244ZM249 40V39H248ZM252 40V39H251ZM14 42V43H12V42ZM19 42V45H18V42ZM24 41H26V42H24ZM40 41H44V42H40ZM91 41V42H90ZM92 41H95V43H97V45L95 46V45H92V43H94V42H92ZM15 42H16V44H15ZM28 42V44H30L29 45V48H31V49H29L28 48V45H26L25 46V43H27ZM38 42H40L39 44L40 45H38ZM51 42V43H50ZM58 42V43H59ZM84 42V43H83ZM11 43V44H10ZM43 43V44H42ZM89 43V44H88ZM91 43V44H90ZM111 43V44H110ZM21 44H23L22 45V48H21ZM57 44V45H56ZM79 44V45H78ZM82 44V45H81ZM84 44V45H83ZM116 44V41H115V43H114V45ZM8 45V46H7ZM32 45H33V47H32ZM42 45V46H41ZM48 45H50V47L48 46ZM113 45V46H114ZM17 46V47H16ZM19 46H20V48H19ZM41 46V47H40ZM91 46V47H90ZM93 46V47H92ZM102 46H106L105 44H102ZM112 46V47H113ZM262 46H264V44L263 45H261V48H262ZM39 47V48H38ZM46 47V48H45ZM49 47V48H48ZM63 47H64V49H63ZM79 47H80V49H79ZM108 47V46H107ZM109 47H108V49H109ZM260 47V46H259ZM8 48V49H7ZM26 48V49H25ZM28 48V49H27ZM37 48V49H36ZM43 48V49H42ZM48 48V49H47ZM51 48V49H50ZM60 48H62V49H60ZM83 48V49H82ZM40 49V50H39ZM66 49V50H65ZM75 49V50H74ZM81 49H82V51H81ZM107 49V48H106ZM113 49V48H112ZM112 49L110 48L109 50L112 52ZM263 49H264V47H263ZM21 50V51H20ZM28 52H27V51ZM43 51V53H42V51ZM62 50V51H61ZM88 50V51H87ZM89 50H90V53H89ZM8 51V52H7ZM18 51V52H17ZM65 52V54H64V52ZM68 51H69V53H71V54H69L68 53ZM79 51V52H78ZM88 52V54H87V56H90L89 54H91V58L89 57V59H88V57L87 56H85V52ZM108 51V50H107ZM27 52V53H26ZM82 52V53H81ZM86 52V53H87ZM110 52V53H111ZM255 52H258V51H255ZM61 53H63V54H61ZM254 53V52H253ZM61 54V55H60ZM73 54V55H72ZM76 54V55H75ZM83 54V55H82ZM243 54V53H242ZM240 55V61H241V58L244 56V54L243 55ZM246 54H248V53H245V56L243 57V58H246V59H242V63L241 62H239L238 60V62H239V64L241 65H239L238 64V62L236 61L235 62V64L237 63V65H234V64H232L231 62V64L233 65L232 67L233 68H235V67H237L238 65L240 66V67H242V66H244L243 65V63H244V61L245 60H247V62L250 64V65H252L254 62H255V60H256V62L255 63H258V65H260L261 64V62H260V58H262V56H260V52H258L257 54H251V52L249 53L250 54V56H252L251 58H250V56L248 55H246ZM258 54H259V56L260 57H257L258 56ZM262 54V53H261ZM38 55V56H37ZM41 55V56H40ZM66 55V56H65ZM71 55V56H70ZM122 57H121V56ZM256 55V56H255ZM18 56V57H17ZM32 56V57H31ZM35 56V57H34ZM43 56H44V58H43ZM50 56H52V57H50ZM84 56V57H83ZM118 56H120L122 59L120 60V58L118 57ZM242 56V57H241ZM247 56V57H246ZM85 57H86V59H85ZM251 59H249V58ZM259 58L258 60H259V62H258V60L257 59H253L252 60V58ZM59 58V59H58ZM60 58H62V61H61V59ZM67 58V59H66ZM82 58V59H81ZM107 58V59H108ZM117 58H118V60H120V61H118L117 60ZM22 59V60H21ZM30 59V60H29ZM55 59V60H54ZM80 59V60H79ZM85 59V60H84ZM116 59V60H115ZM45 60V61H44ZM74 60V61H73ZM80 62H79V61ZM89 60V61H88ZM244 60V61H243ZM250 60V61H249ZM54 61V62H53ZM59 61V62H58ZM110 61V62H109ZM112 61H114V62H112ZM252 61H254L252 64H251V62ZM45 62V63H44ZM53 62V63H52ZM76 62V63H75ZM78 62H79V64H78ZM82 62H84V63H82ZM87 62V63H86ZM108 62V63H107ZM116 62V63H115ZM122 63V62H121ZM23 64V65H22ZM31 64V65H30ZM42 64H44V65H42ZM47 64V65H46ZM58 64V65H57ZM73 64V65H72ZM76 64V65H75ZM83 64V65H82ZM108 64H110V65H108ZM116 64V65H115ZM245 64H246V62H245ZM248 64V65H249ZM26 65V66H25ZM30 65V66H29ZM55 65V66H54ZM96 65H93V66H96ZM112 65V66H111ZM247 65V64H246ZM247 65V66H248ZM255 65V64H254ZM254 65L252 66L253 68H255L254 67ZM70 66V67H69ZM74 66H76V67H74ZM88 66V67H87ZM91 66V67H90ZM107 66L108 67H111V68H107ZM117 67V68H114V67ZM125 66V65H124ZM229 67L231 66V65H228ZM235 66V67H234ZM238 66V67H239ZM247 66H244L245 68L247 67ZM261 66V65H260ZM29 67V68H28ZM35 67V68H34ZM72 67V68H71ZM85 67V71L83 70V68ZM114 69H113V68ZM229 67H227L226 68V70L227 69H229ZM231 67V68H232ZM237 67V68H238ZM251 67V66H250ZM259 67V66H258ZM56 68V69H55ZM61 68V69H60ZM71 68V69H70ZM75 70H74V69ZM82 68V69H81ZM104 68V69H103ZM107 70H106V69ZM173 68V67H172ZM171 68V70H172V74L174 75V74H176L175 73V71L177 72V67H176V65L174 66V68H175V70H174V72H173V69ZM178 68H179V66H178ZM180 68H183V67H181L180 66ZM225 68V67H224ZM252 68V69H253ZM35 69V70H34ZM81 69V70H80ZM109 69H111V71H109ZM112 69L114 70V71H112ZM248 70H249V68H247ZM246 69V70H247ZM252 69L250 68V73L252 74V75H256L257 73H259V72H254V73H256V74H253V72H252ZM48 70V71H47ZM57 70V71H56ZM83 70V71H82ZM88 70H90V72L88 71ZM117 70L118 71H120L119 72V74H118V72H117ZM125 70V72L127 71L126 69H124ZM124 70H122L123 72H124ZM182 70V69H181ZM230 70V69H229ZM246 70H244L243 72H244V74H245V71ZM261 69H260V67H259V70L258 69H256L255 71H260ZM25 71V72H24ZM46 71V72H45ZM66 71V72H65ZM117 73H116V72ZM37 72V73H36ZM124 72V73H125ZM222 72H224V74H225V72H226V74H227V72H228V70L227 71H225V69L222 71ZM243 72L241 73V75L243 74ZM46 73V74H45ZM51 73V74H50ZM70 73V74H69ZM91 73V74H90ZM116 75H115V74ZM124 73H122L121 74V78L123 79V80H125V78H127V72H126V77H123L124 76ZM178 73H181V71L178 69ZM247 73H249V72H247ZM262 74H264V72H261ZM261 73H259V74H261ZM36 74V75H35ZM40 74V75H39ZM86 74V75H85ZM101 74V75H102ZM223 74V75H224ZM243 74V75H244ZM259 74H257L258 75V77L261 79V77H262V74H261V77L259 76ZM35 75V76H34ZM76 75V76H75ZM78 75V76H77ZM80 75H82L81 77H80ZM90 75V76H89ZM104 75H106V74H104ZM66 76V77H65ZM72 76H74V77H72ZM88 77L87 78V80H86V77ZM107 76V75H106ZM105 76V77H106ZM110 76V77H111ZM117 76H119V77H117ZM175 76V75H174ZM177 76V75H176ZM253 76V78H257V76H255L254 77ZM53 77V78H52ZM76 77V78H75ZM78 77V78H77ZM83 77V78H82ZM110 77L109 78H107L108 79V81H110ZM49 78V79H48ZM55 78V79H54ZM71 78V79H70ZM116 78H114L115 79V81H114V79L113 78H111L112 80L111 81H114L115 82V84L117 85V82H118V79H117V82H116ZM121 78H119L120 80H119V82H121ZM263 79H264V75H263V77H262ZM54 79V80H53ZM74 79V80H73ZM83 79H85V80H83ZM28 80V81H27ZM32 80H34V81H32ZM48 80V81H47ZM70 80V81H69ZM127 80V79H126ZM125 80V81H126ZM223 80V79H222ZM256 80V79H255ZM23 81V82H22ZM37 81V82H36ZM79 81V82H78ZM83 81V82H82ZM125 81H122V83L123 82H125ZM216 81H218V80H216ZM215 81V82H216ZM219 81H221V79L219 80ZM259 80H258V78H257V80H256V84L255 85H257L258 83H259V85H257V86H260V84H261V86H260V91H257V92H255V93H258L259 92V94L257 95V96H259L262 92H261V87L263 86L264 87V84L263 83H260V82H258ZM261 81V80H260ZM61 82V83H60ZM85 82V83H84ZM91 82H92V80H91ZM114 82H113V85H114ZM262 82V81H261ZM263 82H264V80H263ZM42 83V84H41ZM55 83H58V84H56L55 85ZM60 83V84H59ZM77 83V84H76ZM121 83V84H122ZM35 84V85H34ZM37 84H38V87H37ZM69 84V85H68ZM110 84H111V82H110ZM120 84V83H119ZM121 84L118 86H116V87H120L121 86ZM45 85V86H44ZM55 85V86H54ZM79 85V86H78ZM113 85L111 84V86L113 87ZM254 85V86H255ZM25 86V87H24ZM35 86V87H34ZM44 88H43V87ZM48 86V87H47ZM60 86V87H59ZM77 86V87H76ZM87 86V87H86ZM54 87H56V88H54ZM59 87V88H58ZM62 87V88H61ZM68 87V88H67ZM85 89H84V88ZM34 88V89H33ZM47 88V89H46ZM59 90H58V89ZM74 88H76V89H74ZM79 88H82V89H79ZM256 88V87H255ZM255 88H253V89H255ZM258 88V87H257ZM42 89V90H41ZM54 89V90H53ZM60 89H61V92H60ZM65 89V90H64ZM68 89V90H67ZM87 89V90H86ZM252 89V88H251ZM250 89V90H251ZM45 90V91H44ZM50 90V91H49ZM52 90V91H51ZM85 90V91H84ZM90 91V92H87V91ZM256 90V89H255ZM258 90V89H257ZM264 90V89H263ZM47 91V92H46ZM64 91V92H63ZM70 91V92H69ZM77 91V92H76ZM79 91H81L80 93H79ZM251 91H253V90H251ZM44 92V93H43ZM49 92V93H48ZM55 92V93H54ZM59 92H60V95H59ZM68 92V93H67ZM244 92V91H243ZM247 92V91H246ZM253 92V94H255ZM261 92V93H260ZM67 93V94H66ZM70 93H79L78 95L79 96H77L78 98L76 99H73V97H76V96H73V97H71V95H68V94H70ZM85 95H84V94ZM89 93V94H88ZM252 93V92H251ZM62 94V95H61ZM66 94V95H65ZM91 94V95H90ZM64 98H63V97ZM70 96V97H69ZM86 96H90V98H88V97H86ZM31 97V98H30ZM62 97V98H61ZM82 97V98H81ZM84 97V98H83ZM52 98V99H51ZM60 98H61V100H60ZM68 98V99H67ZM50 99V100H49ZM63 99V100H62ZM72 99V100H71ZM90 99V100H89ZM100 98H98L97 99V101L99 100ZM71 100V101H70ZM73 100H75V101H73ZM80 102H79V101ZM87 100V101H86ZM48 101V102H47ZM64 101V102H63ZM77 101H78V103H77ZM89 101V102H88ZM91 101V102H90ZM56 103V104H55ZM64 105H63V104ZM75 103V104H74ZM99 103H100V101H99ZM63 106H61V105ZM74 104V105H73ZM84 104V105H83ZM91 104V105H90ZM101 104H103V103H101ZM137 105H138V103H136ZM140 104V103H139ZM53 105V106H52ZM77 105V106H76ZM33 106V107H32ZM37 106V107H36ZM42 106V107H41ZM92 106H98L97 108L99 109V110H101L100 112V114L101 115H99V113H97V112H99V110H97L96 108H92ZM101 106V105H100ZM81 107V108H80ZM73 110V112H72V110ZM77 109H78V111H77ZM84 109V110H83ZM95 109V110H94ZM64 110H65V112H64ZM75 110V111H74ZM90 112H89V111ZM92 110H94V112L96 111V113H94ZM109 110V111H108ZM5 111V112H4ZM68 111V112H67ZM81 111V112H80ZM103 111H105V110H103ZM39 112V113H38ZM64 114V115H63ZM79 114V115H78ZM85 114V115H84ZM92 114H95V115H93L92 116ZM200 114H201V112H200ZM200 114H199V116H200ZM205 114V112H203V114L202 115H204ZM38 115V116H37ZM52 115V116H51ZM67 115V116H66ZM99 115V117H97ZM106 115V116H107ZM201 115V118L200 119H202L203 118V116ZM206 115V114H205ZM16 116V117H15ZM70 116V117H69ZM94 116H95V118H94ZM114 116L116 117L117 116V118H114ZM64 117V118H63ZM72 117V118H71ZM85 117V118H84ZM94 118V120H98V123L97 124H95V121H93V118ZM111 118V119H110ZM132 118V119H131ZM62 119H63V121H62ZM88 119V120H87ZM122 119H126V120H123L122 121ZM204 119V118H203ZM202 119V121H205V120H203ZM205 119H206V116H205ZM23 120V121H22ZM50 120V121H49ZM56 120V121H55ZM58 120V121H57ZM83 120V121H82ZM103 120V119H102ZM108 120V119H107ZM118 120V119H117ZM4 121V122H3ZM40 123H39V122ZM67 121V122H66ZM68 121H69V123H68ZM89 121H90V123H89ZM17 122V123H16ZM37 122V123H36ZM51 122V123H50ZM62 123V124H61ZM93 123V124H92ZM202 123V122H201ZM9 124V125H8ZM38 124V125H37ZM72 124V125H71ZM88 124V125H87ZM116 124H118V125H116ZM203 124L204 123H202V126H203ZM2 125V126H1ZM62 125V126H61ZM70 126V127H66V126ZM101 127V128H97V127H99V126ZM136 125V127L134 128V126ZM53 126H54V128H53ZM12 127V128H11ZM32 127V128H31ZM56 127H57V129H56ZM60 127V128H59ZM116 128V130H113V129H115ZM120 127H122V126H120ZM141 127V126H140ZM68 128V129H67ZM80 128H81V130H80ZM139 128V127H138ZM142 128V127H141ZM140 128V129H141ZM48 129V130H47ZM66 129V130H65ZM99 129V130H98ZM101 129H103V131H105V132H108V133H103V131L101 130ZM105 129V130H104ZM132 129H134V130H132ZM22 130V131H21ZM29 130V131H28ZM75 130H76V132H75ZM111 130H113V132L115 131V136L114 137H110V136H113L114 135V133L113 132H111L110 133V131ZM128 131H129V133L130 134H128ZM17 132V133H16ZM28 132V133H27ZM48 132V133H47ZM51 132V133H50ZM55 132V133H54ZM64 132V133H63ZM68 132V133H67ZM134 132H135V134H134ZM22 133V134H21ZM33 133V134H32ZM66 133V134H65ZM79 133H81V134H79ZM120 135H119V134ZM124 133V136H125V134H126V137L127 138H129V137H131L133 134V138L131 139H128V141L126 140L127 138H124L123 137V134ZM29 134H31V135H29ZM75 134V135H74ZM106 136H105V135ZM110 134H113V135H110ZM132 134V135H131ZM137 134V135H136ZM66 135V136H65ZM68 135V136H67ZM83 135V136H82ZM108 135H109V137L110 138H112V139H110L109 137H108ZM131 135V136H130ZM9 136V137H8ZM76 136H77V138H76ZM118 136H119V140H121L122 138H124V139H122L121 141H119L118 140ZM59 137V138H58ZM71 137V138H70ZM103 137H105V139L103 138ZM107 137V138H106ZM121 137V138H120ZM137 137V138H136ZM61 138V139H60ZM65 138V139H64ZM75 138H76V141H75ZM116 138V139H115ZM60 139V140H59ZM64 139V140H63ZM71 139V140H70ZM90 139V140H89ZM108 139H110V141L112 140V142L113 141H118L117 143H118V145H117V147L115 146V147H113L114 145H116V144H112ZM114 139V140H113ZM27 140V141H26ZM41 142H39V141ZM124 140H126V141H124ZM131 140V141H130ZM135 140V141H136ZM63 141V142H62ZM73 141V142H72ZM87 143H86V142ZM6 142V143H5ZM18 142V143H17ZM22 142V143H21ZM92 144H91V143ZM96 142V143H95ZM106 142V143H105ZM3 143V144H2ZM34 143V144H33ZM74 143V144H73ZM109 143V144H108ZM53 144V145H52ZM42 145H43V147H42ZM69 145V146H68ZM71 145V146H70ZM75 145V146H74ZM94 145V146H93ZM58 146V147H57ZM64 146V147H63ZM10 147V148H9ZM11 147H13V148H11ZM21 147V148H20ZM31 147L33 148V149H31ZM47 147V148H46ZM61 147V148H60ZM73 149H71V148ZM90 147V148H89ZM92 147V148H91ZM114 149H113V148ZM118 147H119V150H117L116 151V149H118ZM126 147H124V149L126 148ZM5 148V149H4ZM7 148V149H6ZM16 148V149H15ZM51 148V149H50ZM53 148V149H52ZM104 148V149H103ZM38 149V150H37ZM44 149V150H43ZM61 149V150H60ZM63 149V150H62ZM67 149V150H66ZM76 150V153H75V150ZM80 149V150H79ZM94 149V150H93ZM97 149V150H96ZM101 149V150H100ZM9 150V151H8ZM32 150V151H31ZM50 150V151H49ZM54 150V151H53ZM56 150V151H55ZM65 150H66V152H65ZM122 152H121V151ZM8 151V152H7ZM61 151V152H60ZM69 151V152H68ZM71 151V152H70ZM77 151H78V153H77ZM86 153H85V152ZM91 151V152H90ZM106 151V152H105ZM126 151V150H125ZM5 152V153H4ZM19 152V153H18ZM47 152V153H46ZM90 152V153H89ZM96 152V153H95ZM99 152H101V153H99ZM119 152H121V153H119ZM46 153V154H45ZM68 153V154H67ZM117 153V154H116ZM15 154V155H14ZM18 154V155H17ZM74 154V155H73ZM116 154V155H115ZM119 154V155H118ZM1 155H3V156H1ZM27 155V156H26ZM30 155V156H29ZM64 155V156H63ZM79 155V156H78ZM109 155V156H108ZM25 156V157H24ZM59 156H61V158L59 157ZM73 156V157H72ZM93 156V157H92ZM102 156V157H101ZM107 156V157H106ZM118 156V157H117ZM1 157H3L4 159H2ZM36 157V158H35ZM50 157V158H49ZM58 157V158H57ZM79 157V158H78ZM87 157V158H86ZM92 157V158H91ZM122 157V158H121ZM127 158V161L126 160H124L123 161V159H125V158ZM47 158V159H46ZM49 158V159H48ZM54 158V159H53ZM67 158H69V159H67ZM78 158V159H77ZM101 158V159H100ZM120 158V159H119ZM19 159H21V160H19ZM33 160V163H32V160ZM74 159V160H73ZM50 160V161H49ZM55 160V161H54ZM77 160V161H76ZM6 161H8V162H6ZM10 161V162H9ZM27 161V163H25ZM35 161V162H34ZM39 161V162H38ZM46 161H48V163L46 162ZM54 161V162H53ZM61 161V162H60ZM65 161H67V162H65ZM70 161V162H69ZM14 162V163H13ZM32 164H31V163ZM37 162V163H36ZM65 162V163H64ZM69 162V163H68ZM77 162V163H76ZM122 162V163H121ZM130 164V166H132V167H130V166H128L129 164ZM3 163H5L4 164V167L2 168V165H3ZM10 165H9V164ZM16 163V164H15ZM46 163V164H45ZM62 164V166H60L61 164ZM74 163V164H73ZM76 163V164H75ZM121 163V164H120ZM20 164V165H19ZM55 164V165H54ZM58 164H60L59 166H58ZM65 164L67 165V166H65ZM69 164V165H68ZM93 164V165H92ZM16 165V166H15ZM31 165H33V166H31ZM41 165V166H40ZM57 165V166H56ZM83 165V166H82ZM123 165V166H122ZM125 165V166H124ZM7 166H8V168H7ZM22 167V169H21V167ZM25 166V167H24ZM64 166V167H63ZM91 166V167H90ZM32 167V168H31ZM54 167H56V168H54ZM59 167V168H58ZM60 167H63V169L62 168H60ZM71 167V168H70ZM137 167V166H136ZM19 168V169H18ZM25 168V169H24ZM30 168V169H29ZM36 168V169H35ZM65 168V169H64ZM73 168V169H72ZM88 168V169H87ZM118 168V169H117ZM128 168V169H127ZM131 168H135L134 170L133 169H131ZM4 169H7V170H5L4 171ZM29 169V170H28ZM49 169V170H48ZM70 169H71V172H70ZM92 169V170H91ZM115 169V170H114ZM123 169V170H122ZM130 169V170H129ZM17 170V171H16ZM18 170H20V171H18ZM24 170V171H23ZM61 170V171H60ZM64 170V171H63ZM110 170V171H109ZM129 172H128V171ZM1 171H0V184H1V182L3 183H6L5 185H1V189L3 190L4 188V190H5V193L4 194H6V192L8 191V188H7V186L9 187V185H11V186H14V185H16L17 183H15L14 185H12V181L14 180L13 178H11V179H13L9 184L3 179V178H1V177H3L2 175H5V174H3V173H1ZM12 171V172H11ZM14 171V172H13ZM16 171V172H15ZM22 171V172H21ZM29 171V172H28ZM39 171V172H38ZM54 171V172H53ZM57 171V172H56ZM69 172V173H66V172ZM118 171V172H117ZM122 171V172H121ZM25 172V173H24ZM50 172V173H49ZM66 174H65V173ZM112 172H114V173H112ZM133 172V173H132ZM140 172V171H139ZM16 173H18L17 175H16ZM22 173V174H21ZM33 173V174H32ZM64 175H63V174ZM87 173V174H86ZM107 173V174H106ZM110 173V174H109ZM113 175H112V174ZM123 173V174H122ZM125 173V174H124ZM128 173V174H127ZM137 173V174H136ZM141 173V172H140ZM139 173V174H140ZM2 174V175H1ZM20 174V175H19ZM49 174V175H48ZM52 174H53V176H52ZM133 174V175H132ZM144 174V176L143 177H145V178H143L142 177V175ZM8 175H5V177L6 176H8ZM35 176L34 178H32L33 176ZM42 175V176H41ZM76 175H78V176H76ZM125 175V176H124ZM131 175L135 178H132L131 177ZM8 176V179H10V177ZM18 176V177H17ZM22 176V177H23ZM25 176V177H26ZM47 176V177H46ZM55 176V177H54ZM58 176V177H57ZM93 176V177H92ZM118 176V177H117ZM138 176V177H137ZM20 177V178H19ZM24 177V178H25ZM52 177V178H51ZM76 177H78L77 179H76ZM114 177V178H113ZM120 177V178H119ZM137 177V178H136ZM150 178H151V176H149ZM36 178V179H35ZM39 178V179H38ZM43 179V180H41V179ZM46 178H47V180H46ZM49 178H51V179H49ZM53 178H54V180H53ZM58 178V180H56V179ZM73 178V179H72ZM101 178V179H100ZM103 178V179H102ZM127 178V179H126ZM8 179H7V181H8ZM22 179V180H21ZM34 179V180H33ZM69 179V180H68ZM83 179V180H82ZM110 179V180H109ZM112 179V180H111ZM116 179H117V181H116ZM121 179V180H120ZM149 181H148V180ZM2 180H4V181H2ZM36 180V181H35ZM37 180H39V182L40 183H42V185H44V188H43V186H41L44 190L47 188L48 189V191L46 190V191H44L41 187H40V183L39 182H37ZM46 180V181H45ZM50 182H52L53 184H51L50 183V186L52 185L53 187V190H51V188L49 189L48 188V182L49 181ZM52 180V181H51ZM71 180H73V181H71ZM77 180V181H76ZM125 180V181H124ZM131 182V184H128V183H130L129 181ZM132 180V181H131ZM138 180V181H137ZM147 180V181H146ZM152 180V179H151ZM25 181H27L26 183H25ZM35 181V182H34ZM42 181V182H41ZM48 181V182H47ZM54 181H55V183H54ZM109 181V182H108ZM116 184H114L113 182ZM118 181H121V182H119V183H116V182H118ZM137 181V182H136ZM33 182V183H32ZM88 182V183H87ZM99 182V183H98ZM101 182V183H100ZM128 182V183H127ZM145 182H147V183H145ZM149 182V183H148ZM13 183H14V181H13ZM35 183H36V185H37V187L39 188V191H37V188L35 187L36 185H35ZM44 183H47L48 185H47V187L45 186L46 184H44ZM66 183H68V184H66ZM86 183V184H85ZM124 183H125V185H127V186H125L124 185ZM135 183V185L137 184V188H136V186H134L133 184ZM21 184H22V182H21ZM75 184H79V185H75ZM84 184V185H83ZM99 184V185H98ZM104 184V185H103ZM140 184V185H139ZM146 184V185H145ZM18 186L20 185V184H17ZM69 187H68V186ZM73 185H74V187H73ZM81 185H82V187H81ZM87 187H86V186ZM88 185H89V187H88ZM120 185V186H119ZM143 185V186H142ZM155 185H156V187H155ZM159 185H160V187H159ZM2 186H4V188L2 187ZM17 186V187H18ZM66 186V187H65ZM77 186H80V188L78 187L77 188ZM85 186V187H84ZM100 186V187H99ZM115 186V187H114ZM118 188H117V187ZM152 186V187H151ZM15 187L16 186H14V188H12L11 190H13V189H15ZM20 187V186H19ZM21 187H23L22 185H21ZM90 187H92V188H90ZM105 187V188H104ZM111 187V188H110ZM129 188V190H130V188L132 189V187L133 188H136V189H133V190H128V188ZM139 187V188H138ZM151 189H149V188ZM154 187V188H153ZM11 188V187H10ZM10 188H9V190H10ZM61 188H64L63 190L61 189ZM67 188V189H66ZM72 188V189H71ZM74 188V189H73ZM85 190H83V189ZM87 188H88V191H87ZM108 188H109V190H108ZM122 190H121V189ZM125 188V189H124ZM127 188V189H126ZM141 188V189H140ZM152 188L154 189V192H153V190H152ZM163 188V189H162ZM250 188H252V187H250ZM249 187L247 188V191H245L246 193H244V195L241 193L239 196L240 197H242V195H243V197L246 199H248V197H252L253 196V198L254 197H256V195H258V197L259 198H263V196H264V191H258V189L255 191L254 189L253 190H251ZM0 189V190H1ZM7 189V190H6ZM33 189H35V190H33ZM43 190V192H42V190ZM60 189V190H59ZM68 191V193H67V191ZM77 189V190H76ZM99 189V190H98ZM143 189V190H142ZM148 189V190H147ZM160 189H161V191H160ZM171 189H173V188H170V190L169 191H171ZM1 190V191H2ZM40 190H41V193H40ZM62 190V191H61ZM76 192H75V191ZM81 190V191H80ZM105 190V191H104ZM121 190V191H120ZM123 190H125L124 192H123ZM126 190H128V191H126ZM134 190H135V192H134ZM139 190H140V192H139ZM163 190V191H164ZM246 190V189H245ZM249 190V191H248ZM262 190V189H261ZM14 191V190H13ZM61 191V192H60ZM83 191V192H82ZM92 191V192H91ZM118 191V192H117ZM137 191V192H136ZM155 191H156V193H155ZM161 193H160V192ZM173 191V190H172ZM172 191H171V193H172ZM175 191V190H174ZM4 192V191H3ZM37 192V193H36ZM59 192H60V194H59ZM74 192V193H73ZM79 194H78V193ZM85 192V193H84ZM105 194H104V193ZM108 192V193H107ZM121 192V193H120ZM127 192V193H126ZM139 192V193H138ZM176 192V191H175ZM36 193V194H35ZM38 193H40L41 195H39ZM51 193V194H52ZM65 193V194H64ZM71 193L72 194H74V195H72L71 196ZM107 193V194H106ZM113 193V194H112ZM149 193V194H148ZM150 193H151V196H150ZM254 193H256V194H254ZM263 193V194H262ZM62 194V195H61ZM69 194V195H68ZM87 194V195H86ZM96 194V195H95ZM124 194H125V198H124ZM148 194V195H147ZM163 195L162 197H164V198H160L159 199V197L158 196H160V195ZM169 194H170V192H169ZM175 194V193H174ZM177 194V193H176ZM176 194H175V196H176ZM261 194H262V196H261ZM2 195H3V193H2ZM2 195H0V197L2 196ZM31 195H32V197H31ZM35 195V196H34ZM38 195V196H37ZM68 195V196H67ZM79 196V197H76V196ZM90 195V196H89ZM114 195V196H113ZM119 195V196H118ZM128 195V196H127ZM142 195V194H141ZM155 195V196H154ZM250 195H252V196H250ZM4 196V195H3ZM31 197V199H30V197ZM38 197V198H36L35 199V197ZM49 196H50V194H49ZM122 196V197H121ZM140 196V195H139ZM139 196H137V197H139ZM261 196V197H260ZM25 197H27L28 199H26ZM43 197H44V195H43ZM76 197V199L74 200L73 198H75ZM117 199H116V198ZM137 197H135V199L134 200H136V198ZM150 197H151V199H150ZM157 199H156V198ZM33 198V199H32ZM78 198V199H77ZM110 199V200H108V199ZM121 198H123V199H121ZM253 198H250V199H253ZM259 198H255V199H259ZM4 199H5V197H4ZM103 199V200H102ZM105 199H106V201H105ZM115 199V200H114ZM120 199H121V201H120ZM133 199V198H132ZM137 199H140V197L139 198H137ZM142 199V198H141ZM143 199H144V197H143ZM142 199V200H143ZM156 199V200H155ZM160 201H159V200ZM27 200H28V202H27ZM31 200H33V201H31ZM34 200H36L35 201V203H34ZM50 200V201H51ZM91 200V201H90ZM94 200H95V202H94ZM117 200V201H116ZM166 201L165 203L163 202V201ZM173 200H175V199H173ZM0 201H3L1 198H0ZM6 201H7V199H6ZM14 201L13 202H11V205H13V203H14ZM21 201L23 202V203H21ZM29 201H30V204H32V206L30 205L29 206ZM48 199H47V202H45L47 205H44V207L45 206H47V207H49L50 208V206L51 205H49L48 204ZM58 201H60L59 203H58ZM107 201H109V202H107ZM138 201V200H137ZM158 201V202H157ZM8 202V201H7ZM29 206V208H28V206H25L24 204L25 203ZM52 202V201H51ZM76 202V203H75ZM112 203L111 205H115V207H114V205H113V208H118L117 206H119V204L116 206V204L115 203ZM145 202V203H146ZM176 202V201H175ZM178 202V201H177ZM180 202V201H179ZM1 203V202H0ZM10 202H8V204H9ZM38 203H40L39 204V207H37V205H38ZM50 203V202H49ZM87 203V204H86ZM102 203V204H101ZM107 203V204H106ZM145 203H143V204H145ZM150 203H146V204H150ZM24 206H23V205ZM51 204V203H50ZM69 204V205H68ZM80 204V205H79ZM98 204V205H97ZM145 204V205H146ZM168 204V203H167ZM18 205H21L22 206V208H21V206H18ZM97 205V206H96ZM163 205V206H164ZM1 206H2V203H1ZM0 206V207H1ZM57 206H59V207H57ZM61 206V207H60ZM102 206H104V207H102ZM163 206H161V207H163ZM23 207H24V209H23ZM27 207V208H26ZM30 207H32V208H30ZM34 207H36V208H34ZM44 207H42V208H44ZM54 207H57V208H54ZM74 209H73V208ZM76 207V208H75ZM98 207V208H97ZM160 207V208H161ZM21 208V209H20ZM38 208V209H37ZM120 208V207H119ZM159 208V209H160ZM32 209V210H31ZM48 209V208H47ZM51 210H52V208H50ZM79 209L81 210V211H79ZM84 211H83V210ZM99 209V210H98ZM247 209V208H246ZM256 208H254L253 210H249V211H247V210H245V209H241V211H240V213L239 212H237L236 214H235V216L234 215H228L227 214V212L225 213V217H222L221 219H222V221L220 220H218L219 222H215V224L214 225H212V224H210V227L209 226H207L206 225V228H197V226L198 225H194V224H189L190 222H187V221H185L186 223H182L181 224V226H183V227H180L179 228V232H181V233H176L177 234V236L180 238V240H181V242L183 243H181V245L179 246V243H178V241H177V239L175 240V237H177L175 234H174V232H173V227L171 226V225H167L166 227L168 228H170V229H168V231H170V233L167 231V228H165V230L167 231V232H165L164 234H160V235H156V234H148L146 237H144V239L145 240H143V239H140V240H142V241H139L140 242V245H142V243H143V245L141 246V247H144V248H141L140 247V245H138V243H137V241H132V242H129V243H126L127 241L126 240H124V239H121V238H117V240L115 239L114 241L117 243H115V245H114V247L112 248V247H110V249H112V254H114V256L112 255V257L110 258V260H109V263H110V261H111V264H118V260H119V262L122 264H124L125 263V260L126 261H133L132 259H134L135 260V256L137 257L138 255H139V253L140 252H142V251H140L141 249L143 250V253H145L146 255L148 254V255H153L154 254V252H157V248H160L164 243L163 242H167V243H170L171 244V248H173L172 249V262H173V264H182L181 262L184 260L183 258H184V256H183V253L179 250L182 246L183 247H191V245H192V247H196V248H201V249H203V248H205V246L207 247L208 245H212L213 244V246H214V242H220L221 243V245H223L222 243L223 242H221V240L220 241H218L219 239V236H223L224 234V232L226 233L227 231H234V229H235V231H239L241 234H239V232H238V234H239V236H240V238L239 237H237L238 238V242L240 241H242L241 240V235H243L244 233L246 234L247 232L249 233V232H251L250 234H252L253 232H254V234H255V237L254 238H256V236H260L261 237V240H260V242H259V246H260V248H257V247H259V246H257V247H255V246H253V248H255V249H257V250H255V249H253L252 247H250L251 249H249V250H251V251H253V253L252 252H250L249 254H252L251 255V257L252 256H254V258L256 257H259L258 256V254L260 253V251H261V254H259V255H262V254H264V252L262 251V250H264V208L262 209V207L261 208H257L256 210H255ZM22 210V211H21ZM23 210H25V211H23ZM28 210V212H26ZM43 210V209H42ZM41 210V211H42ZM63 210V212H66V211H64ZM73 210V211H72ZM87 212H86V211ZM91 210V211H90ZM95 210V211H94ZM107 210V209H106ZM243 210V211H242ZM258 210V211H257ZM1 211H3L2 210V208H1ZM0 211V212H1ZM41 211H38V213L39 212H41ZM44 211H45V209H44ZM54 211V210H53ZM77 211V213H75V212ZM78 211H79V213H78ZM101 213H100V212ZM256 211V212H255ZM46 212V211H45ZM69 212H67V213H69ZM74 212V213H73ZM86 212V213H85ZM103 212V213H102ZM2 213V212H1ZM1 213H0V216H1ZM22 213V214H21ZM26 213L28 214L27 216H26ZM54 213H57V212H54ZM69 213V214H70ZM100 215H99V214ZM41 214H43V217H41V215H40V213L38 214V218L39 219H43L45 216H44V214L45 213H43V212H41ZM47 214V213H46ZM45 214V215H46ZM58 214V213H57ZM261 214V215H260ZM23 215H24V217H23ZM40 215V216H39ZM95 215V216H94ZM115 215H116V213H115ZM161 215V214H160ZM159 215V216H160ZM80 217V218H85V216L84 217ZM224 216V215H223ZM230 216V217H229ZM1 217H4V216H1ZM0 217V218H1ZM30 219V220H28L27 221V219L28 218ZM102 217V218H101ZM161 217L162 218H164L165 216H163V215H161ZM227 217V218H226ZM21 218H23V219H21ZM26 219V224H25V219ZM38 218L37 219H35V217L33 218L34 220H36V221H38ZM46 218H47V215H46ZM80 218H77V219H79L80 220ZM99 218V219H98ZM225 218V219H224ZM45 219V218H44ZM43 219V220H44ZM107 221H106V220ZM14 220V221H15ZM32 221V222H35V221ZM39 221V222H42V224H43V222L44 223H46V222H48L46 219L44 220V221ZM22 221H24V222H22ZM81 221L83 222V220L81 219ZM104 221V222H103ZM28 222V223H27ZM17 223V225H19ZM98 223V224H97ZM23 224H25V226L23 225ZM32 224H34V223H32ZM38 224V223H37ZM100 224H101V226H100ZM106 224V225H105ZM166 224V223H165ZM187 224V225H186ZM188 224H189V226H188ZM36 225V224H35ZM40 225V224H39ZM44 225V224H43ZM42 225V226H43ZM47 225H49V224H47ZM47 225H44V227L45 226H47ZM51 225V224H50ZM185 225V226H184ZM209 225V224H208ZM238 225V226H237ZM23 226V227H22ZM29 226H32V225H29ZM171 226V227H170ZM192 226V227H191ZM195 226V227H194ZM18 227H20V226H18ZM188 227V228H187ZM199 227V226H198ZM32 228V227H31ZM95 228V229H94ZM102 228V229H103ZM232 228V229H231ZM238 228V229H237ZM249 228V229H248ZM25 229V230H26ZM108 229V228H107ZM106 229V230H107ZM202 229V230H201ZM229 229V230H228ZM231 229V230H230ZM241 229V230H240ZM31 230V229H30ZM93 230H92V232H93ZM181 230V231H180ZM196 230V231H195ZM27 231V230H26ZM29 231V230H28ZM234 231V232H235ZM257 231V232H256ZM173 232V233H172ZM190 232V233H189ZM256 232V233H255ZM215 233V234H214ZM235 233H237V232H235ZM257 233H259V234H257ZM263 233V234H262ZM167 234V235H166ZM219 234V235H218ZM222 234V235H221ZM238 234H237V236H238ZM244 234V235H245ZM261 234V235H260ZM93 235H95L94 237H96V235L97 234H93ZM93 235H92V238H94L93 237ZM175 235V236H174ZM218 235V236H217ZM151 236V237H150ZM156 236H158L159 237V241H158V239H156V238H158V237H156ZM167 236H168V238H167ZM214 236H217V237H214ZM258 236V238H260ZM142 237V238H143ZM147 237H150V238H147ZM154 237V238H153ZM163 238V239H162ZM197 238V239H196ZM257 238V239H258ZM156 239V240H155ZM166 239V240H165ZM161 240V241H160ZM165 240V241H164ZM168 240V241H167ZM172 240V241H171ZM200 240V241H199ZM201 240H202V242H201ZM205 240V241H204ZM122 241V242H121ZM124 241H126V242H124ZM144 241V242H143ZM150 241V242H149ZM177 241V242H176ZM186 241V242H185ZM194 241V242H193ZM199 241V242H198ZM257 242H258V240H256ZM134 242V243H133ZM148 242V243H147ZM175 242V243H174ZM185 242V243H184ZM210 242V243H209ZM213 242V243H212ZM263 242V243H262ZM123 243V244H122ZM125 243V244H124ZM163 243V244H162ZM192 243V244H191ZM235 243H237V241L235 242ZM234 243V246L233 247H231V249H233V250H231L230 251V248H229V253L231 254V256L230 257H232V259H238L239 257V255H242L243 254V256H245L246 254H245V252H243V253H241V250L243 251V249H244V251H245V244L244 245H242L243 244V242H241V243H237V244H235ZM127 244V245H126ZM132 244L133 245H135V246H132ZM136 244H137V246H136ZM258 244V243H257ZM262 246H261V245ZM123 245V246H122ZM129 246V247H131V248H129V247H125V246ZM146 245V246H145ZM161 245V246H160ZM178 245V246H177ZM185 245V246H184ZM240 245V246H239ZM244 246L243 248H242V246ZM139 246V247H138ZM154 246V247H153ZM157 246V247H156ZM201 246V247H200ZM210 246H208V247H210ZM239 246V247H238ZM212 247V246H211ZM1 248V247H0ZM118 248V249H117ZM127 248V249H126ZM136 248V249H135ZM138 248V249H137ZM154 248V249H153ZM177 248V249H176ZM239 248V249H238ZM117 249V250H116ZM131 249V250H130ZM176 251H175V250ZM135 250H136V252H135ZM151 250H152V252H151ZM154 250H156V251H154ZM179 250V251H178ZM260 250V251H259ZM127 251H130V252H127ZM140 251V252H139ZM150 251V252H149ZM238 253H237V252ZM257 251V252H256ZM0 252H2V248H1V251ZM232 252V253H231ZM138 253V254H137ZM181 253H182V255H181ZM1 255H2V253H0ZM129 254V255H128ZM132 254V255H131ZM137 254V255H136ZM165 253L163 252V255H162V252H160L159 254H158V257H160V255H161V257L159 258V261H161V260H163L165 257H166V254L164 255ZM225 255H226V253H224ZM239 254V255H238ZM245 254V255H244ZM0 255V259L1 260H3L4 258L2 257ZM135 255V256H134ZM233 255V256H232ZM237 255V256H236ZM122 256V257H121ZM165 256V257H164ZM174 256V257H173ZM176 256V257H175ZM179 256V257H178ZM181 256V257H180ZM242 256V257H243ZM264 256V255H263ZM116 257V258H115ZM126 257H130V258H126ZM164 257V258H163ZM241 257V256H240ZM131 259V260H130ZM236 259V260H237ZM0 260V261H1ZM124 260V262H121V261H123ZM165 260V259H164ZM180 260V261H179ZM182 260V261H181ZM4 261V260H3ZM174 261H176V262H174ZM251 261H253V260H251ZM5 262V261H4ZM4 262H2L1 261V264L2 263H4ZM162 262V261H161ZM109 263H107V264H109ZM119 263V264H120ZM5 264V263H4ZM260 264H264V259L262 260L261 259V262H260Z\"/></svg>",
    "mask_w": 264,
    "mask_h": 264
}]
</instances>
